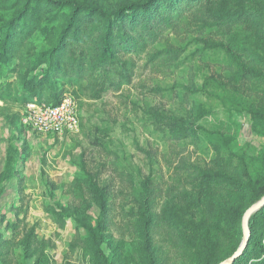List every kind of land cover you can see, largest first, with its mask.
Masks as SVG:
<instances>
[{
  "label": "rangeland",
  "instance_id": "374dc122",
  "mask_svg": "<svg viewBox=\"0 0 264 264\" xmlns=\"http://www.w3.org/2000/svg\"><path fill=\"white\" fill-rule=\"evenodd\" d=\"M79 1L116 9L143 0ZM207 3L223 22L248 6L260 15L222 25L192 11L146 51H120L110 78L118 82L130 62V85L100 100L64 98L76 104V131L26 127V106L0 101V264H105L86 224L110 264H222L240 251L244 216L264 197V136L252 115L264 113V0ZM67 12L34 35L36 54L52 46ZM13 64L1 60L0 86L15 80ZM90 179L104 191V209L88 192ZM59 207L71 216L63 228L49 213ZM228 209L243 212L241 228L220 222ZM146 218L152 262L143 251ZM251 236L256 251L243 264L264 260V208L249 219Z\"/></svg>",
  "mask_w": 264,
  "mask_h": 264
},
{
  "label": "trees",
  "instance_id": "16d2710c",
  "mask_svg": "<svg viewBox=\"0 0 264 264\" xmlns=\"http://www.w3.org/2000/svg\"><path fill=\"white\" fill-rule=\"evenodd\" d=\"M209 7L207 0H143L123 4L116 9L79 0H16L14 6H9L6 0H0V10L13 11L7 21L0 17V23L3 25L0 30V59L4 64L14 63L11 73L15 78L0 86V101L4 104L16 103L23 107L29 104H48L56 107L67 96H73L77 100H100L107 89L116 87L118 90L132 82L131 73L135 65L130 62L122 64L118 82L110 78L112 70L108 65L115 56L120 51H146L148 46H154L157 39L172 29L186 13H203L208 20L222 25L237 23L245 14L255 19L260 15L256 8L248 6V11L242 10L233 20L223 22L219 12L212 9L207 11ZM64 11L68 12L62 14L64 23L58 35L51 39L52 46L36 54L34 35L53 13ZM168 54L170 52H155L151 54L150 61L165 58ZM252 115L255 123L261 128L259 133L264 136V113L256 112ZM176 138L185 139V136L180 134ZM88 192L97 200L101 209H104V191L91 179ZM263 195L264 191L259 196ZM49 213L60 228L71 218L67 210L61 207L50 209ZM242 215L243 212L241 214L239 210L228 209L220 222L228 224L230 220H234L241 228ZM75 222L78 227L82 222L85 223L78 218ZM150 226L151 221L146 218L143 251L146 258L152 262ZM83 229L92 238L98 260L110 264L101 248L102 238L97 235L96 229L89 224L83 226ZM171 229L179 232L181 228L173 226ZM253 243L251 236L243 253L230 264H243L245 259L256 251L254 247L251 248ZM257 250L264 254V247L259 246ZM87 251L91 255L94 254L91 249L87 248ZM233 253L229 255L230 258L234 256ZM263 261L258 260L253 264ZM219 263L221 262L216 264Z\"/></svg>",
  "mask_w": 264,
  "mask_h": 264
},
{
  "label": "built area",
  "instance_id": "2783aa9c",
  "mask_svg": "<svg viewBox=\"0 0 264 264\" xmlns=\"http://www.w3.org/2000/svg\"><path fill=\"white\" fill-rule=\"evenodd\" d=\"M22 125L41 132L76 131L79 127L76 104L72 99H64L56 107L45 104H29L24 108Z\"/></svg>",
  "mask_w": 264,
  "mask_h": 264
},
{
  "label": "water",
  "instance_id": "95a60500",
  "mask_svg": "<svg viewBox=\"0 0 264 264\" xmlns=\"http://www.w3.org/2000/svg\"><path fill=\"white\" fill-rule=\"evenodd\" d=\"M264 207V197L262 198V200H260L258 203H256L250 210L247 211V213L244 216V220H243V229H244V242L243 245L240 249V251L235 254L234 256H232L231 258H229L225 263L222 264H230L232 263L236 257H238L239 255H241L243 253V250L248 242V223H249V219L251 217V215L255 212H257L258 210H260L261 208Z\"/></svg>",
  "mask_w": 264,
  "mask_h": 264
}]
</instances>
